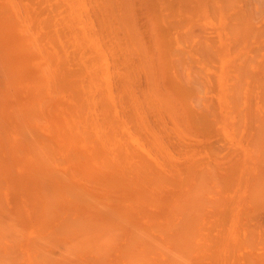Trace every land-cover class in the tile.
<instances>
[{
  "label": "bare ground",
  "instance_id": "bare-ground-1",
  "mask_svg": "<svg viewBox=\"0 0 264 264\" xmlns=\"http://www.w3.org/2000/svg\"><path fill=\"white\" fill-rule=\"evenodd\" d=\"M0 264H264V0H0Z\"/></svg>",
  "mask_w": 264,
  "mask_h": 264
}]
</instances>
